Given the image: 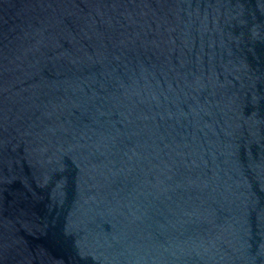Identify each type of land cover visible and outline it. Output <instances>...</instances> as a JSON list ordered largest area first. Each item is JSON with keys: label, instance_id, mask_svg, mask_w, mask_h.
Here are the masks:
<instances>
[{"label": "water", "instance_id": "1", "mask_svg": "<svg viewBox=\"0 0 264 264\" xmlns=\"http://www.w3.org/2000/svg\"><path fill=\"white\" fill-rule=\"evenodd\" d=\"M0 264H264V0H0Z\"/></svg>", "mask_w": 264, "mask_h": 264}]
</instances>
